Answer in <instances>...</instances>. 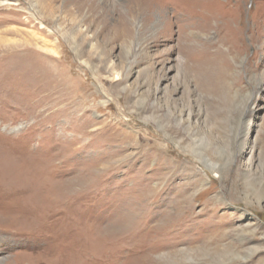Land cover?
Masks as SVG:
<instances>
[{"label": "rangeland", "instance_id": "rangeland-1", "mask_svg": "<svg viewBox=\"0 0 264 264\" xmlns=\"http://www.w3.org/2000/svg\"><path fill=\"white\" fill-rule=\"evenodd\" d=\"M191 2L0 0V264H264V0Z\"/></svg>", "mask_w": 264, "mask_h": 264}, {"label": "bare ground", "instance_id": "bare-ground-1", "mask_svg": "<svg viewBox=\"0 0 264 264\" xmlns=\"http://www.w3.org/2000/svg\"><path fill=\"white\" fill-rule=\"evenodd\" d=\"M192 0H190V2H191ZM192 3V2H191ZM178 7V6H177ZM224 7V6H223ZM183 7H180V9H182ZM192 8V7H191ZM190 8V9H191ZM190 12V11H189ZM230 13V12H229ZM192 15V14H191ZM194 15V14H193ZM196 15V14H195ZM191 17V16H190ZM206 18H208V17H206ZM53 50V49H52ZM251 120V119H250ZM249 128H250V125L247 127V132H246V134H248L249 133ZM247 139V138H246ZM156 154V153H155ZM154 156H156V155H154ZM249 242H251V240L249 241ZM256 252V250H254V253Z\"/></svg>", "mask_w": 264, "mask_h": 264}]
</instances>
